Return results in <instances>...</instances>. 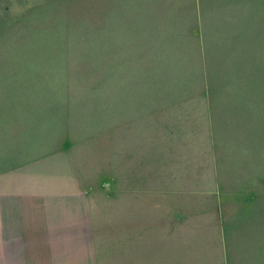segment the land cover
I'll return each instance as SVG.
<instances>
[{
	"label": "rangeland",
	"instance_id": "obj_1",
	"mask_svg": "<svg viewBox=\"0 0 264 264\" xmlns=\"http://www.w3.org/2000/svg\"><path fill=\"white\" fill-rule=\"evenodd\" d=\"M202 55L209 83L226 80L230 95L253 109L263 144L264 0H0V170L18 161L19 145L53 152L56 163L95 161L105 174L98 234L105 254L122 259L124 129L150 127L149 113L166 106L174 127L190 121L177 102L203 95ZM136 104L138 116L128 108ZM249 170L251 183L238 185L246 198L223 185L227 255L264 264V152L254 176ZM207 223L182 230L192 246L207 244L191 246V255L215 254Z\"/></svg>",
	"mask_w": 264,
	"mask_h": 264
},
{
	"label": "crops",
	"instance_id": "obj_2",
	"mask_svg": "<svg viewBox=\"0 0 264 264\" xmlns=\"http://www.w3.org/2000/svg\"><path fill=\"white\" fill-rule=\"evenodd\" d=\"M204 56L199 81L203 95L177 102L185 105L182 120L190 121L174 127L176 114L166 106L149 113L150 127L124 129L122 259L105 254L108 246L98 234V185L105 175L99 176L100 166L89 157L56 163L49 158L55 153L33 144L16 146L13 156L18 161L0 170V264L251 263L249 257L227 255L230 232L222 217L227 195L223 185L236 186L234 198L244 192L238 185L251 183L246 173L250 169L254 176L264 142L255 139L256 119L248 102L230 95L227 88L233 85L223 79L217 80L219 85L209 83ZM209 88L223 91L210 95ZM136 105L128 108L138 116ZM164 115L165 122H158ZM207 222L215 227V241L208 243L215 254L191 255L190 236L181 232L201 230L192 224L207 227ZM206 245L198 240L192 247Z\"/></svg>",
	"mask_w": 264,
	"mask_h": 264
}]
</instances>
